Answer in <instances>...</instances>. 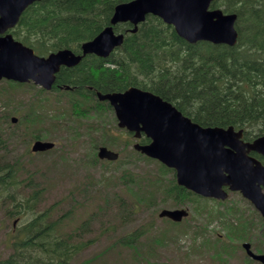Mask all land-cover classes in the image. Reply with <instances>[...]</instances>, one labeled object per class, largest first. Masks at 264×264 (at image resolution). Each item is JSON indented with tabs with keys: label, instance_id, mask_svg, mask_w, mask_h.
<instances>
[{
	"label": "trees",
	"instance_id": "trees-1",
	"mask_svg": "<svg viewBox=\"0 0 264 264\" xmlns=\"http://www.w3.org/2000/svg\"><path fill=\"white\" fill-rule=\"evenodd\" d=\"M132 1L41 0L23 14L12 33L16 40L41 57L62 50L81 54L84 43L95 39L110 26L114 9ZM212 9H223L226 14L238 16L239 40L236 46L208 42L189 44L173 26L149 16L135 34L130 32L133 27L128 23L115 27L116 33L125 34V41L107 59L89 55L77 67L62 68L57 75L54 94L47 95L34 85L16 84L19 88H32L36 94L26 103L14 96L2 103L9 110L0 116V208H6L5 217L14 219L16 227L13 226L6 241L10 254L6 259H0V264H74L95 244L96 238H84L86 230L93 224V214L66 230L67 225L73 224L77 206L83 205L73 191L43 208L44 195L34 180L25 185L29 194L15 195L16 176H20L19 166L23 168L24 160L14 155V146L18 145L17 139L27 144V136L46 140L49 129L60 136H69L68 140L73 144L89 136L92 154L88 159L94 165L102 162L97 158L100 146L115 149L118 144L123 150L131 147L132 134L106 123L108 114L113 116V109L109 103L97 98L98 93H120L137 87L172 103L203 127L233 126L236 130H244L246 141L264 135V0H215ZM3 93L5 90H0V97ZM51 112H55L54 117ZM13 115L20 117L19 124L14 126V131H3V121L12 125ZM119 133L126 134L128 140L125 143L116 135ZM140 142L148 144L150 141L143 137ZM54 152L55 149L45 154ZM28 155L35 156L29 147L26 150ZM135 158L155 163L160 173L122 172L120 182L115 184L117 188L121 184L129 198L119 201L116 215L119 224L131 223L140 211L147 210L154 217L159 210L169 206L186 207L195 198L177 185L172 170L132 148L127 161L132 163ZM120 162L121 159L116 163ZM36 174L35 171L28 172L27 178ZM166 175H171V180ZM106 180L112 183L111 178ZM79 191L86 192L85 186ZM176 225L173 223L174 227ZM242 225L240 231L233 230L234 236L245 237L248 224ZM115 227L113 223L112 232L117 234ZM154 229L153 222L144 223L115 240L112 248L137 251L140 240ZM108 232L110 228L101 235ZM157 241L162 245V240ZM212 241L220 240L210 239L202 246H214L219 257L229 254L226 243L218 245ZM155 244L158 243H150L149 253H153ZM197 249L196 246L195 251ZM253 262L249 259V264Z\"/></svg>",
	"mask_w": 264,
	"mask_h": 264
},
{
	"label": "water",
	"instance_id": "water-1",
	"mask_svg": "<svg viewBox=\"0 0 264 264\" xmlns=\"http://www.w3.org/2000/svg\"><path fill=\"white\" fill-rule=\"evenodd\" d=\"M40 0H0V35L14 28L28 6ZM214 0H134L116 7L111 25L94 40L82 45L81 56L70 50L39 57L34 50L14 40L11 34L0 38V81L3 79L36 85L51 90L61 67H75L84 56L92 54L107 58L124 43L125 35L117 34L114 27L121 23L133 25L131 33H137L139 25L149 15L162 19L175 28L177 34L188 43L205 41L215 45L235 46L239 34L236 30L237 15L222 10H210ZM101 101L114 108L120 128L135 133L142 132L151 139L150 144H136L135 150L158 160L176 171L180 186L194 193L225 200L231 191H241L251 200L264 217V166L248 154L264 155V136L253 143L243 141V130L233 127L204 128L184 116L175 106L161 97L131 87L122 93H98ZM17 119L14 118L13 122ZM53 142L36 141L32 151L47 152ZM101 160L117 161L119 154L107 147L98 151ZM186 209H164L160 218L181 222L188 217ZM247 254L264 264V255H257L251 245L243 246Z\"/></svg>",
	"mask_w": 264,
	"mask_h": 264
},
{
	"label": "rangeland",
	"instance_id": "rangeland-1",
	"mask_svg": "<svg viewBox=\"0 0 264 264\" xmlns=\"http://www.w3.org/2000/svg\"><path fill=\"white\" fill-rule=\"evenodd\" d=\"M0 90H5L0 97V116L9 110L2 103L12 96L26 103L29 99H34L33 94H36L32 88L10 86L6 81L0 84ZM51 115L54 117L55 112H51ZM108 117L106 118L108 126L118 127L114 114L112 117L108 114ZM18 124L9 125L3 121L2 129L5 132L14 131V126ZM47 135L46 140L57 143L54 153L26 156L27 147L31 150L35 140L27 136L25 140L28 143L26 144V142L21 143V139H17L18 145L14 146V155L20 156L18 158L24 161L21 164L23 168L19 166L20 176H16V183L19 187L17 185L15 195L29 194L25 185L30 180H34L35 185H38L43 192L42 208L51 206L64 195L67 197L71 191L78 195L77 199L83 205L77 206L73 224L67 225L66 230L86 221L93 214V224L86 230L84 238L90 240L96 238V242L83 252L74 264H249V258L242 244L251 243L254 251H264V220L253 205L239 193H232L230 198L224 202L193 198L187 205L190 210L189 217L175 227L170 221L159 218L161 210L154 217H151L147 210L142 213L140 211L131 223L119 224L116 219L119 213V201L121 199L127 201L129 198V195H125L127 194L124 191L125 188L121 184L117 188L115 184L120 182L122 172L127 170L141 175L150 172L155 175L160 173L159 166L139 158L129 163L127 156L133 145L123 150L118 144L113 150L121 152L120 163L111 165L99 162L94 165L88 159V156L92 154L89 136L83 137L82 142L73 144L70 139L68 140L69 136L62 134L60 136L50 129ZM116 135L121 137L122 143L128 140L125 133ZM10 163H14V159ZM34 171L37 173L36 176L27 178V173ZM107 178H111L112 183L107 182ZM166 178L171 180L172 176L166 175ZM84 186L86 192L79 191ZM5 209L0 208V259H6L10 254L6 241L12 233L14 222V219L7 220ZM99 216L100 218L94 223ZM147 222H153L155 229L140 240L137 251L133 248L120 249L116 246L112 248L114 241L119 237L127 235ZM113 223L116 224L117 234L112 232ZM243 223L248 224L245 237L234 236L233 230L240 231ZM106 228H110V232L101 235ZM210 239L220 240L212 241L214 244L224 245L226 243L229 254L225 253L219 257L214 246L210 248L202 246ZM157 240H162L164 244L159 245L161 243ZM151 242L152 244L158 243L155 244L152 254L147 249ZM196 246L198 249L195 251Z\"/></svg>",
	"mask_w": 264,
	"mask_h": 264
},
{
	"label": "bare ground",
	"instance_id": "bare-ground-1",
	"mask_svg": "<svg viewBox=\"0 0 264 264\" xmlns=\"http://www.w3.org/2000/svg\"><path fill=\"white\" fill-rule=\"evenodd\" d=\"M115 10V9H114ZM107 14V13H106ZM146 25H148V24H146ZM155 74V73H154ZM260 76V75H259ZM174 93V92H173ZM260 101V100H259ZM245 104V103H244ZM240 109V108H239Z\"/></svg>",
	"mask_w": 264,
	"mask_h": 264
},
{
	"label": "flooded vegetation",
	"instance_id": "flooded-vegetation-1",
	"mask_svg": "<svg viewBox=\"0 0 264 264\" xmlns=\"http://www.w3.org/2000/svg\"><path fill=\"white\" fill-rule=\"evenodd\" d=\"M253 153H251V155H252ZM253 156V155H252Z\"/></svg>",
	"mask_w": 264,
	"mask_h": 264
}]
</instances>
